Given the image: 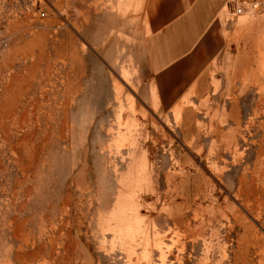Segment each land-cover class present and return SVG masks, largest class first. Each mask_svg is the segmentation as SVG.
Instances as JSON below:
<instances>
[{
    "label": "rangeland",
    "instance_id": "374dc122",
    "mask_svg": "<svg viewBox=\"0 0 264 264\" xmlns=\"http://www.w3.org/2000/svg\"><path fill=\"white\" fill-rule=\"evenodd\" d=\"M246 1L241 52L162 111L129 53L143 0H0V264H264V51L245 52L264 7Z\"/></svg>",
    "mask_w": 264,
    "mask_h": 264
},
{
    "label": "crops",
    "instance_id": "0c3cea01",
    "mask_svg": "<svg viewBox=\"0 0 264 264\" xmlns=\"http://www.w3.org/2000/svg\"><path fill=\"white\" fill-rule=\"evenodd\" d=\"M232 1L143 0L138 35L129 53L144 78L152 107L162 111L176 107L199 89L206 70L221 53H231L235 45L241 52L240 29L231 22ZM254 1L264 7V0ZM250 46L245 52L264 51L262 46ZM104 49L105 59L111 61L118 45H96L100 54Z\"/></svg>",
    "mask_w": 264,
    "mask_h": 264
},
{
    "label": "built area",
    "instance_id": "2783aa9c",
    "mask_svg": "<svg viewBox=\"0 0 264 264\" xmlns=\"http://www.w3.org/2000/svg\"><path fill=\"white\" fill-rule=\"evenodd\" d=\"M230 4L233 6V17L244 13L246 10H252L258 6L256 3H250L246 0H234Z\"/></svg>",
    "mask_w": 264,
    "mask_h": 264
}]
</instances>
